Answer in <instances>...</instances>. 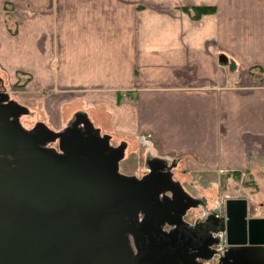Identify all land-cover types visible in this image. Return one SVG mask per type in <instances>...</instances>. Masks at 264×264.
Listing matches in <instances>:
<instances>
[{
	"label": "crops",
	"instance_id": "0c3cea01",
	"mask_svg": "<svg viewBox=\"0 0 264 264\" xmlns=\"http://www.w3.org/2000/svg\"><path fill=\"white\" fill-rule=\"evenodd\" d=\"M0 17V69L28 74L52 130L87 118L264 183V0H0Z\"/></svg>",
	"mask_w": 264,
	"mask_h": 264
},
{
	"label": "water",
	"instance_id": "95a60500",
	"mask_svg": "<svg viewBox=\"0 0 264 264\" xmlns=\"http://www.w3.org/2000/svg\"><path fill=\"white\" fill-rule=\"evenodd\" d=\"M27 111L0 91V264H195L179 243L192 237L178 230L196 201L165 162L141 177L122 173L125 143L111 144L87 118L27 129ZM223 204L228 244L263 241L264 218L247 217L245 198ZM216 243L207 241L209 255Z\"/></svg>",
	"mask_w": 264,
	"mask_h": 264
},
{
	"label": "rangeland",
	"instance_id": "374dc122",
	"mask_svg": "<svg viewBox=\"0 0 264 264\" xmlns=\"http://www.w3.org/2000/svg\"><path fill=\"white\" fill-rule=\"evenodd\" d=\"M5 4L7 6L5 5L4 9H7L8 13L12 12V3L5 2ZM9 25L11 28L10 33H15L17 24L11 23ZM10 75V73L0 69V91L6 92L8 99L14 100L23 106H28V111L19 115V121L22 126L31 129L35 127L36 123L42 122L48 128H51L48 126L49 115L43 111L42 102L32 106L28 105L30 104L27 102L29 93L28 74L18 73L20 80L16 83H13V78L10 79ZM69 124L70 122L67 121L62 127L53 128V130L62 131ZM121 143H125L124 156L119 161V171L122 173L141 177L149 171L150 161L160 159L163 163H166L173 179L179 181L182 188L196 201V206H191L185 211L189 222L204 216L206 212L221 211L225 198L229 197H249L250 213L253 216L264 215V183L249 179L246 171L240 170V172L245 174L243 179H241L240 175L236 177L232 171H227L223 167L212 169L199 162L191 165L187 161V157L184 156L166 157L158 155L155 150L150 149V145L146 144V142L140 141L139 144L132 146L129 141H121L114 143V145ZM47 145L58 150L57 140L48 142ZM128 145L131 146L129 147Z\"/></svg>",
	"mask_w": 264,
	"mask_h": 264
},
{
	"label": "flooded vegetation",
	"instance_id": "af4514ba",
	"mask_svg": "<svg viewBox=\"0 0 264 264\" xmlns=\"http://www.w3.org/2000/svg\"><path fill=\"white\" fill-rule=\"evenodd\" d=\"M150 162L154 163L156 161ZM163 169H165V167ZM239 175L240 178L243 179L245 174L238 171V175L234 176L238 177ZM231 198H245L247 200L248 218H264V215L253 216L250 213L249 197L244 196ZM186 215L187 214L185 212L183 219L186 223L184 224V227L181 226L178 231L179 233L183 232L185 236L190 235L192 238L189 240L190 242L179 241V243H187V254H191L195 258V264H264V233L262 230H260V233L257 236L260 241L263 239L261 243L246 242L240 245H230L226 242L225 234L227 216L224 204L221 211L206 212L204 216L196 218L193 222H189ZM171 227L172 226L166 223L163 224L164 230H169ZM209 240L212 242L218 241V243L210 246L213 249V252L210 255V248L206 246V243Z\"/></svg>",
	"mask_w": 264,
	"mask_h": 264
},
{
	"label": "trees",
	"instance_id": "16d2710c",
	"mask_svg": "<svg viewBox=\"0 0 264 264\" xmlns=\"http://www.w3.org/2000/svg\"><path fill=\"white\" fill-rule=\"evenodd\" d=\"M184 9L187 10V12H190L191 10L194 11L193 17L198 18L202 13L205 12H212L215 7L213 6H193V7H184ZM234 175H238V171L232 172Z\"/></svg>",
	"mask_w": 264,
	"mask_h": 264
}]
</instances>
